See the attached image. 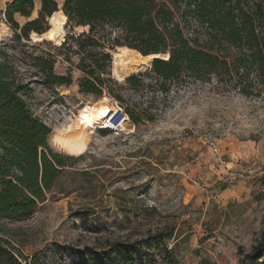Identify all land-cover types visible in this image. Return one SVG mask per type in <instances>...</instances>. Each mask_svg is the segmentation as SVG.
Wrapping results in <instances>:
<instances>
[{"label":"rangeland","instance_id":"obj_1","mask_svg":"<svg viewBox=\"0 0 264 264\" xmlns=\"http://www.w3.org/2000/svg\"><path fill=\"white\" fill-rule=\"evenodd\" d=\"M9 1L0 0V27H8L0 49L19 67L31 110L53 131L101 97L78 84V36L88 27L66 24L63 47L33 42L21 29L39 16L41 0L31 17L15 14L18 30L6 16ZM50 26L47 17L41 27ZM114 37H103L114 45L113 58ZM36 56L53 57L54 71L72 75L73 83L47 84ZM108 72V105L151 110L154 119L129 118L119 133L95 128L79 156L50 134L51 148L69 156L70 166L32 216L0 222L3 236L28 258L5 246L16 262L0 256V264H30L34 255L41 264H128L114 252L116 243L140 247L132 264H264V252L251 256L264 247V97L228 91L215 79L173 84L163 94L152 75L133 87L114 75L113 63Z\"/></svg>","mask_w":264,"mask_h":264},{"label":"trees","instance_id":"obj_2","mask_svg":"<svg viewBox=\"0 0 264 264\" xmlns=\"http://www.w3.org/2000/svg\"><path fill=\"white\" fill-rule=\"evenodd\" d=\"M36 0H10L6 16L18 30L15 14L31 17ZM62 9L67 24L88 27L78 36L82 53L78 80L82 92L98 97L104 93L113 63L105 38L114 33V44L148 55L169 51L168 58H155L145 72L129 75L136 87L144 75L156 79L163 94L173 84L186 81L216 82L244 96L264 97V0H41L39 16L22 27L23 36L43 33L42 22ZM19 36V35H18ZM31 40V38H30ZM68 38L61 44L65 46ZM45 82L71 85L72 75L54 71L53 57L36 56ZM27 85L19 67L0 49V222L22 221L32 216L52 191L71 159L55 152L49 141L51 128L31 110L25 99ZM167 100V96L164 97ZM122 105V104H121ZM123 106V105H122ZM126 111V109H125ZM126 113L135 123L153 120L151 110ZM101 131H107L101 129ZM0 224V256L16 262L13 242L3 236ZM137 244L116 243L114 252L128 264L139 254ZM264 252L262 244L251 256ZM30 264H41L34 255Z\"/></svg>","mask_w":264,"mask_h":264},{"label":"bare ground","instance_id":"obj_3","mask_svg":"<svg viewBox=\"0 0 264 264\" xmlns=\"http://www.w3.org/2000/svg\"><path fill=\"white\" fill-rule=\"evenodd\" d=\"M49 21L50 28L43 33L32 31L31 40L33 42L49 40L61 45L66 40L65 25L68 17L60 9L49 18ZM7 29L6 25L0 27V40ZM113 54V73L119 80H125L132 72L149 66L153 57V54L144 55L139 50L127 46H117ZM109 101L107 95H102L92 104L80 109L79 114L71 116L66 124L55 126L51 132L55 144L71 155L79 156L87 152L95 134V123L110 109L111 105L107 103Z\"/></svg>","mask_w":264,"mask_h":264},{"label":"built area","instance_id":"obj_4","mask_svg":"<svg viewBox=\"0 0 264 264\" xmlns=\"http://www.w3.org/2000/svg\"><path fill=\"white\" fill-rule=\"evenodd\" d=\"M129 119L128 114L121 104L118 102L116 106H110V109L102 114V117L95 123V128L114 130L119 133L124 130V125ZM211 145L217 148L214 141H211Z\"/></svg>","mask_w":264,"mask_h":264},{"label":"water","instance_id":"obj_5","mask_svg":"<svg viewBox=\"0 0 264 264\" xmlns=\"http://www.w3.org/2000/svg\"><path fill=\"white\" fill-rule=\"evenodd\" d=\"M32 39V36H30ZM153 57L151 61H153L155 58H168L170 56V53L168 51H161V52H153Z\"/></svg>","mask_w":264,"mask_h":264}]
</instances>
